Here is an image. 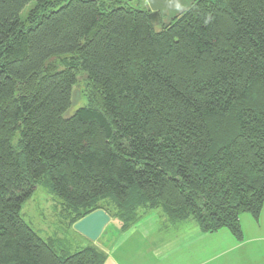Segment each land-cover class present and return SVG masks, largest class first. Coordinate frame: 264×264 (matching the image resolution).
<instances>
[{"label": "trees", "instance_id": "16d2710c", "mask_svg": "<svg viewBox=\"0 0 264 264\" xmlns=\"http://www.w3.org/2000/svg\"><path fill=\"white\" fill-rule=\"evenodd\" d=\"M149 13L0 0V264L105 263L25 220L43 183L67 230L99 209L122 231L159 210L242 241L241 215L260 219L264 0H195L159 26ZM83 75L88 103L65 117Z\"/></svg>", "mask_w": 264, "mask_h": 264}, {"label": "crops", "instance_id": "0c3cea01", "mask_svg": "<svg viewBox=\"0 0 264 264\" xmlns=\"http://www.w3.org/2000/svg\"><path fill=\"white\" fill-rule=\"evenodd\" d=\"M263 213L264 207L258 221L241 215L242 241L227 229L204 233L192 220L171 223L150 213L126 231L115 223L111 246L102 235L101 242L80 235L85 239L80 247L94 243L107 255L104 264H264Z\"/></svg>", "mask_w": 264, "mask_h": 264}, {"label": "rangeland", "instance_id": "374dc122", "mask_svg": "<svg viewBox=\"0 0 264 264\" xmlns=\"http://www.w3.org/2000/svg\"><path fill=\"white\" fill-rule=\"evenodd\" d=\"M133 2L135 4L139 2L143 6L148 7L150 9L147 0H133ZM29 8L30 7H28L24 11L23 13L24 15L27 13ZM151 11L152 10L150 9V12ZM181 13L179 14V16L181 15ZM159 19L161 23V22H168L170 18L169 17L163 18V16L160 14ZM160 23L157 24L156 26H159ZM87 103H88V97L85 86V76L83 75L79 77L78 83L74 87L73 103L71 107L65 112L64 116L65 117L71 116L79 107L86 105ZM62 209L63 206L60 200H58V197H56L54 194L50 192L47 183H43L40 186L36 187L35 193L28 201H26L22 209V214L25 220L29 223V225H31L43 238L46 239L48 237H54L60 240H65V243H67L66 245L73 252L82 245L80 240L85 241L84 239L85 237L82 234H80L78 231L74 230L73 227L68 230L66 229L65 223H63L65 222V219H62V217H64V213H62ZM152 214L160 215V211L159 210L154 211ZM111 219H112L111 222L106 226L102 234V237L107 239V241L105 242L107 243L108 246H111L113 244L112 239L114 240L115 238H117L115 234V225L119 224V221L116 217L113 218L111 217ZM262 224L264 226V222ZM80 235L83 236L84 238L81 237ZM98 240L99 242H101L102 241L101 237Z\"/></svg>", "mask_w": 264, "mask_h": 264}, {"label": "water", "instance_id": "95a60500", "mask_svg": "<svg viewBox=\"0 0 264 264\" xmlns=\"http://www.w3.org/2000/svg\"><path fill=\"white\" fill-rule=\"evenodd\" d=\"M194 0H147L150 9L149 18L154 25L160 23L159 15L167 12L173 19L187 10ZM111 222V216L103 209L96 210L77 221L73 228L80 234L95 242L102 235L106 226Z\"/></svg>", "mask_w": 264, "mask_h": 264}, {"label": "flooded vegetation", "instance_id": "af4514ba", "mask_svg": "<svg viewBox=\"0 0 264 264\" xmlns=\"http://www.w3.org/2000/svg\"><path fill=\"white\" fill-rule=\"evenodd\" d=\"M161 15L163 16V18H164V17H168L167 12H165V13H163V14H161Z\"/></svg>", "mask_w": 264, "mask_h": 264}]
</instances>
